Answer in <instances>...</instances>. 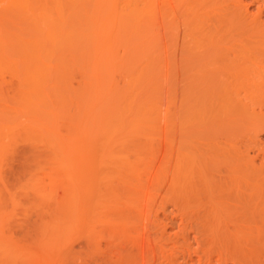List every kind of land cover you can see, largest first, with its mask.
I'll list each match as a JSON object with an SVG mask.
<instances>
[{"label":"rangeland","instance_id":"obj_1","mask_svg":"<svg viewBox=\"0 0 264 264\" xmlns=\"http://www.w3.org/2000/svg\"><path fill=\"white\" fill-rule=\"evenodd\" d=\"M87 1L0 0V264H264V121L226 142L192 64L261 38L232 0Z\"/></svg>","mask_w":264,"mask_h":264},{"label":"bare ground","instance_id":"obj_2","mask_svg":"<svg viewBox=\"0 0 264 264\" xmlns=\"http://www.w3.org/2000/svg\"><path fill=\"white\" fill-rule=\"evenodd\" d=\"M78 1L81 4H85L87 0ZM161 1L167 3V6L169 5L168 0ZM232 1L237 4L232 12L235 17L234 20L240 25L246 22L249 27L246 26L245 31L252 30L257 33L261 41L250 45L242 42V40L235 41L229 38L228 41L222 40L221 43L211 48L201 49L205 56L206 54L209 55H207L208 57L192 58V64L195 65L196 69L197 63L201 64L202 62L203 64V67L199 64L201 68L195 70L198 73V77L195 78L196 80L198 78L203 79L210 84V89L212 90H210V93H212L208 96V105L216 113L215 119H218L219 124H226L225 128L228 130L224 137H230H226V139L223 137L226 142L231 141V137H238L240 130L244 129L240 128L248 127L251 125V121H264V21H261L264 11L260 8L258 9L259 14L253 16L249 11L245 10L244 0ZM91 4L87 3L89 7ZM172 4L176 5L177 2L173 0ZM168 9L166 11H170L169 15L173 16V8ZM239 35H236L237 39ZM248 135L250 136V134ZM250 138L252 139V136ZM225 144L227 146L230 142ZM222 152H224L223 149Z\"/></svg>","mask_w":264,"mask_h":264}]
</instances>
